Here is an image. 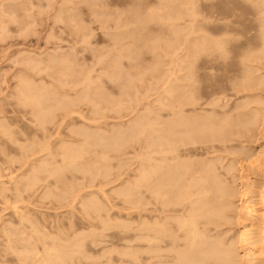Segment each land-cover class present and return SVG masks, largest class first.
I'll use <instances>...</instances> for the list:
<instances>
[{
	"label": "rangeland",
	"instance_id": "obj_1",
	"mask_svg": "<svg viewBox=\"0 0 264 264\" xmlns=\"http://www.w3.org/2000/svg\"><path fill=\"white\" fill-rule=\"evenodd\" d=\"M86 1L85 0H0V186H2V187H0V264H36V262L38 264H51V263L52 264H66V263L67 264H71V263L72 264H89V263H91V264H106L107 262H108L107 264H126L125 261H127V264L128 263L129 264H134V263L137 264L139 261H140L139 262L140 264H143V261L145 260V259H143L144 258L143 255L146 256V253L143 250V249H146L143 246L144 241L140 240L138 237L135 236L137 228L140 224V220H142V218H139V216H137V214H138V211L143 207V203H144V202L140 203V200H142V192H144L143 191L144 187H142L143 186L142 185L143 184L142 183L143 176H140V175H142V172H140V171H143V167H144L143 164H146V161L143 160V159H145V157H142V156H145V155H143L145 150L143 152L141 151L144 149V147H143V144H144V135L143 134L144 133L142 132V131H144V129L142 130V126H144V125L141 126L139 124L140 126H137V127L135 125L136 129L133 127L134 128V129L132 128L133 131H131L132 129L130 130L129 128H130L131 124H133L134 120L138 119V116L142 115L143 112L144 113L146 112V114H147L150 111V114H148V116L151 115V113H152V116H150L148 118H151V117L154 118L155 117V119H152V118L150 119V123H151V127H152L151 131H153L154 133L156 132V135H157V131L155 129H158V125L156 122H159L160 119L163 118L162 115L164 113L166 114V113L171 111V107L173 106L172 105L173 103H171V100L172 99L174 100L176 97L175 95H177L179 92L177 90L178 83H183V81L180 80L181 75H183V74L185 75L188 72L187 67L189 65V62L187 63V61H189V58L186 56L187 53L184 52L185 55L183 53V51H184L183 48H185V47H186L185 51L187 52V50H186L187 46L185 44H186V42H188L187 39H189L188 37L190 36L189 32H188V30H189L188 24H190L189 23V20H190L189 17L190 16H189L188 12H186L188 10L186 7L187 3H185V1H187V0H100V1L98 0L99 2L94 1V0H92V1L89 0L90 2L88 0H86ZM220 1L215 0V8L213 7L214 10L217 9V10L221 11L220 8H222L223 10L221 12L223 13L224 11L226 12V10H227L226 8L228 6H230L228 9L230 11H232V13L230 14V17H227L229 20L227 18H225L224 21H226V20L231 21L230 18L232 20L236 21L237 18L238 19L241 18L239 21L237 20L239 22V24H238V22L235 23L237 26L239 25L237 27V28H239V30L242 29V30L246 31L248 29V31H249L250 28L252 30H256L255 27L257 28V24H258V26H260V24L257 22L258 18H260L258 20L260 23H264V22H262V21H264V14H260L261 11H262V13H264V10H261L262 8H264V5H262L260 0H254L255 2H250L252 0H250V1L246 0V3L245 2L243 3V0L241 2H240V0H232V2L230 0H222L223 2H220ZM247 1H249V3H254V4H252V5H254V8H252V5H250ZM258 1H259V3H261L259 6H262L261 9H260V7L257 8V9H260L259 13L256 12L257 6H255V3H257ZM100 2H103L106 4L102 5V3H100ZM88 3L90 5L96 4V6L93 5L94 9H92L90 7V5H87ZM98 3L102 5V6L100 5L101 11L100 12L95 11V13H93L94 10H96L95 8H97V10L100 8ZM221 3H226L227 5L225 4V6H224ZM259 3H257V4H259ZM219 4L222 5L223 7L218 8L217 6ZM188 5H189V3H188ZM73 6H75V7H73ZM249 6H250V9H249ZM102 7L106 8V9L108 8L107 9L108 11H105V9H103ZM69 8H71V9H69ZM74 8L76 10H74ZM131 8H132V11L130 10ZM6 9H8L9 11ZM91 9H92V12H91ZM179 9H180V11H179ZM182 9H184V10H182ZM252 9H254V10H252ZM137 10L139 11V13L137 12ZM181 10H182V12H181ZM229 10H227V11H229ZM129 11L133 14H131ZM178 11H179V14L181 12L180 15L178 14ZM230 11L226 12V13L228 14V13H230ZM255 12H256V14L258 13L257 17L255 15ZM96 13H99V16ZM151 13H153V15H151L152 18H151V16L149 17V14H151ZM235 13H236V15L239 14L238 17L236 15L235 16L237 18L235 16L231 17V15H233ZM252 13H254V14H252ZM13 14H14V16H13ZM72 14H74V15H72ZM176 14H177V17L176 16L174 17V15H176ZM223 14H225V13H223ZM138 15L139 16L141 15L142 17L141 16L139 17ZM155 15H157L158 17ZM217 15H219V14H215V16H217ZM95 16H98V17L96 18ZM163 16L165 17L164 19H162ZM172 16H173V18H172ZM228 16H229V14H228ZM9 17H12V18L9 19ZM66 17H67V19H66ZM72 17H74V18L72 19ZM123 17H126V19L128 20L129 23L134 19L132 21L133 23L128 24L127 20H125V18H123ZM134 17L135 18L139 17V19H138L139 21L137 19H135ZM59 18H61V20ZM63 18L65 19V21ZM117 18H118V20H117ZM120 18H122V19H120ZM148 18H150V19L148 20L149 22L147 23V20L145 21V19H148ZM216 18H218V16ZM102 19H104V20H102ZM119 19H120V21H119ZM71 20H73V21H71ZM136 20H137V22H136ZM123 21L125 22V25H124ZM17 22H19V23H17ZM73 22H74V26L72 24ZM139 22L141 24L143 23V25H141ZM215 22L217 23V20H215ZM134 23H136V24H134ZM67 24H70V25H67ZM235 24H233V25H235ZM76 25H78V27L80 25L82 30L80 29V27L76 28L75 27ZM236 25H235V27H236ZM173 26L176 27L177 29L173 28ZM252 26H255V27H252ZM72 27H74L73 30H72ZM118 27H119V29L120 28L121 29L119 30ZM258 28L260 29V27H258ZM251 29H250V31L253 32ZM76 30H78L77 33H75ZM121 31H123V32H121ZM132 31H134V32L136 31V33L138 32V34L136 35L134 32H133L134 35L131 34ZM172 31H175L176 33H173ZM178 32H180V33L182 32L181 35L177 34ZM109 33H110V35H109ZM118 33H119V36L116 37V35ZM114 34H115V36H114ZM125 34H128V35H125ZM110 36H112V37H110ZM185 37H186V42H185ZM113 39H115V42ZM116 39H117V42H116ZM133 39H135V40L132 41ZM134 42H135V45H134ZM148 43L150 44V46L153 43L151 46L152 47L151 49H150V46H148L149 45ZM146 44H147V46H145ZM127 45L129 46V48ZM131 45L134 46V48ZM126 46H127V49L132 53L131 54L132 57L130 56V54H126L128 52L126 49ZM119 48H120V50H119ZM134 49H137V50H134ZM118 50L120 51V53L118 52ZM132 50L135 51V54H137L138 56H135V54L132 52ZM121 51H123L124 54H122L123 52L121 53ZM136 51L138 53H136ZM139 51H141V52H139ZM125 54L127 56H130V57L129 58L125 57L126 56ZM117 55L120 56L119 57L120 59L117 58L115 60L116 61L120 60V63H119V61H118V63L115 60L112 61L113 56H114V58H116V57H118ZM134 56H135V58H133ZM183 56H185V57H183ZM64 57H66L67 59L69 58V60H67ZM54 58H57V59H54ZM59 58H61L65 64ZM101 58H103V59H101ZM131 58H133V59H131ZM179 58H180V60H179ZM28 59L31 61H29ZM48 59H49V61H48ZM65 59L67 61H65ZM71 59L74 60V62ZM99 59H101L100 62L98 61ZM32 60H33V62H32ZM34 60H36V61H34ZM37 60L38 61L40 60V61L37 62ZM41 60L42 61L46 60V61L42 62ZM50 60H54L55 62L57 60V62L55 63L54 61H50ZM59 60H61V61L59 62ZM70 60L72 61V63L70 62ZM260 60L264 61L262 59H260ZM27 61L31 62L32 65H30L29 62H27ZM48 62L49 63L51 62L52 64H49ZM57 63H60L59 64L60 66L57 65ZM68 63H70V64H68ZM53 64H55V66ZM110 64H112L111 66H114V67L116 65L117 66L115 68L110 67L109 66ZM262 64H264V63H262ZM70 65H71V67H70ZM74 65H75V69H74ZM61 66H63V67H61ZM65 66H68V68ZM72 66H73V68H72ZM183 66L186 67V72L183 69L184 68ZM43 67L45 68L44 70H43ZM55 67L56 68L58 67V69H60V70L58 71V69H56ZM69 67L71 69H69ZM33 68L35 70H32ZM36 68H38L37 72H36ZM116 69L119 71V73H122V74L118 73L117 75H114V76H116V78H113V76H112L113 74L111 72H112V70L114 71ZM181 69H183L184 71ZM262 69H264V68H262ZM39 70H40V72H38ZM74 70H75V72H74ZM117 70L114 72L115 74L117 73ZM54 71H58V72H54ZM259 71H260V73H258ZM181 72H183V73H181ZM258 72H257V74H261V73L264 74V70L260 69V70H258ZM57 73H59V74H57ZM61 73H62V75H61ZM65 73L68 76H70V75L71 76L68 78V76L65 75ZM86 73H88V74H86ZM108 74H110V76H108ZM177 74H180L179 75L180 82H178L177 81L178 79H176ZM63 75H65L64 78H63ZM86 75L90 76L91 79L88 78V76H87V78H85ZM60 76H61V78H60ZM66 76H67V78H66ZM22 77L24 79L20 80V79H22ZM25 79L27 82H25ZM72 79L75 81V85H73L74 83H72V82H74V81H72ZM84 79L88 80V82L86 83ZM69 80H71V82ZM83 80H84L85 84L83 83ZM21 81L23 82L22 84H21ZM89 81H91V82H89ZM220 81L218 79L217 83L219 85L223 86L222 84H224V81L221 82L222 84H220ZM176 82H178L177 85H176ZM27 83H29L30 85ZM33 83H35V84L37 83V85H35ZM71 83H72V85H71ZM17 84L22 85V86H24L23 84H25V86H26V87L24 86L25 90H26L25 93L27 95H30L31 92L34 91V89L32 90V88H35V90L37 89L39 91V94L41 93L42 95H40L39 97H36L38 95H35L34 93H37V91L36 92L34 91V93H32V95H30L32 98L33 97L34 98L32 99L29 96L31 98V100H33V102L31 101V102H29V104L25 103V105L27 104L28 106L27 105L24 106V104L20 105V104H22L21 100H17L16 98L18 95H20L19 90H21V89H18L19 86ZM88 84L90 85V88L87 87ZM127 84H129V86ZM31 85H34V86H31ZM84 85H86V86H84ZM22 86H20V88H22ZM35 86L38 87L39 89L36 88ZM39 86H41V87H39ZM56 86L58 87L59 91H58V89H56L57 88ZM93 86H95L96 88L93 89L94 88ZM42 87L45 90H41V92H40V88H42ZM86 87L89 89H87ZM123 87H125V88H123ZM29 88H31V89H29ZM82 88H84V91H86V89H87L86 93L88 95L90 94V92H91V94L95 92L96 94L94 93L92 95H95L94 97H96V98H94L92 95H89V97L91 96L92 101L90 100V98L88 101L86 98L87 94L85 93V95H84ZM16 89H18V91ZM47 89H48V91H51L50 93H52V94H49V97H47V95L49 93L47 91ZM120 89L122 91L126 89L128 93L126 92V95H125L124 94L125 91H123V93H122V91ZM30 90H32V91H30ZM80 90H81V93H80ZM92 90H94V92ZM54 91L59 93V94L55 93ZM98 91L101 92L102 96L100 95V93H98ZM56 94H57V97H55ZM63 94H64V96H63ZM76 94H77V96L78 95L80 97L82 96L81 98L85 97L84 100L81 99V101H80V99H76L77 98ZM103 94H109V95H103ZM229 94H231V95L228 96V98L229 99L233 98V99H231V101L235 100V102H236L239 100L242 101L243 99L245 100V98H241L242 100L240 98H238L236 100V97L232 96L233 94L231 92ZM256 94H253L254 96H252V97L253 98L256 97L255 98L256 100H258L257 97L260 98L259 100H262L260 93H258V95H260V96H258ZM15 95H17V96H15ZM58 95H59V98L65 99V101L67 98L68 99L71 98L69 100H74V96H75V103L73 101H71L75 105H73L72 103H71L72 104L71 105L70 101H67L68 103L67 102L62 103V100L58 98ZM61 96H63V97H61ZM66 96H68V97L66 98ZM79 96H78V98H80ZM100 96H101V98H100ZM35 97H36V100H35ZM50 97L54 99V102L55 101L56 102L54 103ZM102 97L103 98L107 97V99L104 98L105 99V101H104V99ZM93 98L95 100H97L98 102L97 101L95 102V100ZM18 99H19V97H18ZM160 99L163 102H160L161 101ZM246 99H247V97H246ZM44 100H45V103H43ZM77 100L79 101V103ZM19 101H20V103H19ZM35 101L36 102L39 101L40 103H38V105H37V103H34ZM169 101H170V104L168 103ZM51 102L54 103V105L53 104L51 105ZM159 102L161 104H159ZM32 103L35 106L34 111H32L33 107L31 108V106H33ZM57 103L59 105L60 104L63 105L64 103L66 105L70 104V106L67 107L64 104L66 108L64 106L62 107V105H60L61 107L59 106L60 107L59 108V107H56L58 105ZM148 103H150L151 105L148 106ZM94 104H96L95 105L96 108H95ZM163 105H165V106L163 107ZM36 106L37 107L41 106V108L45 109L46 118L43 116V118H45V120L42 119L45 122L42 121V123H41V120L38 119L39 116H37V114L36 115L34 114V113H37V112H35V110L37 109ZM51 106L54 107V109L51 108ZM99 106L102 108V110L97 109V108L100 109ZM146 106H148V108ZM150 106H151V108H150ZM157 107H159V109ZM160 107H163V108L160 109ZM167 107H169L170 109ZM38 108L40 109V107H38ZM152 108H154L156 110H154ZM165 108L167 109V112H166ZM149 109H151V110H149ZM164 109H165V111H164ZM69 110L70 111L72 110L71 112L75 111V112H77V114H75V112L70 113ZM153 110L156 112L158 111V112L156 113ZM159 110H163V111H160L162 114L159 112ZM66 111H67V113H66ZM68 112L70 114H68ZM98 112H99V114H98ZM64 113H65V116L67 118L64 116ZM33 114L35 117L37 116V118H35L33 116ZM78 114H79V116H78ZM138 114H140V115H138ZM81 115L82 116L84 115V116L81 117ZM156 115H158V117L159 118L161 117V118L160 119L157 118ZM64 117L66 118V120L62 119ZM85 118H87L88 120ZM38 120L40 121V124L39 123L38 124L39 125L43 124V125L39 126L37 124ZM61 120H63V122ZM35 121H37V122H35ZM91 121H93V122H91ZM98 121H100V122L98 123ZM127 122H129V123L131 122V124H129ZM1 124H4V127ZM114 126L116 127V129L114 128ZM57 127H59V128H57ZM75 127H78L79 129L75 128ZM83 128L85 129L86 133L83 130ZM122 128H123V131L121 130ZM124 128H127V129L125 130ZM89 129H91V130H89ZM128 129L130 132L128 131ZM80 130L82 132L83 131L84 132L82 133V132H80ZM117 130L119 131V133H121V131H122V134H124V136L121 134L123 138H121L120 134L118 135V133H116ZM136 130H139V131H136ZM58 131H59V133H58ZM5 132H7V133H5ZM128 132L130 134L129 136L127 135ZM131 132H132V135H131ZM137 132L139 134H137ZM74 133H76V135ZM99 133H100V136H99ZM105 133L108 136L107 138H106ZM154 133H153L152 137L156 136ZM103 134L105 135V137H103L104 136ZM115 134L118 137L114 138L113 136ZM126 136L128 138H126ZM97 137H99V138H97ZM86 138L87 139L89 138V140H90V141L88 140L89 142H92L95 140L94 142H96L98 148H97V146H94V145H91V146L88 145V149L87 148H85V149L80 148L79 151L76 150L77 153L75 151H73V153L68 151L70 146L73 148H76L77 145L79 146L82 144L81 142L84 141V143H85L86 140H84V139H86ZM111 138H112V140H110ZM256 138H254V140H251V138H250V139H248V141L247 140L236 141L235 143H237V144L234 147V148H236L235 149L236 151H234L233 155L234 156L238 155L237 156L238 158L235 156V159H233L234 160L233 161L232 156L229 155L230 158L226 157L227 159H224V161H227V162L223 161V163L226 166H228V167H229V165L231 167L233 166L232 168H234V169L232 170V172H233V174H235V177L233 179L234 182L235 181L237 182V179L239 180L238 182H240V181L241 182L243 181V183L246 182L243 184L244 185L243 187L247 191V193L245 195L246 197L244 196L245 200L247 199L246 200L247 202H245L246 203L245 205H247V210L244 209L243 210L244 212H243L241 209H239V207L237 205H239L238 202L240 200H239V197H237L238 195L236 194L234 196L235 199H232V201L234 202L236 200L235 202L237 204L234 202L236 204L235 205L232 202L231 209L233 211L230 210V214L228 213V215L226 216L225 220L227 223H226V226H223V227L226 230V235H227L226 238L229 237L227 240L228 241L227 243L230 242L229 244L233 247L234 252L236 254V260L238 259V261L241 262V260L244 258L246 262H250V260L252 258V259H254V260L256 259V260L255 261L252 260L250 264H252V263L264 264V254H262V255L260 254V253H264V251H262V249H264V246L261 245V244H264V239L260 238V236H262L261 235L262 234V232H261L262 228H264V224H262V222H261L262 219H264V217H262V216H264V205H262V204H264V203H262V201H264V200L261 199L262 198L261 197L262 196L261 190L264 189V155H262V154H264V150H262V149H264V135L258 136L257 139ZM96 139L98 141H96ZM102 139L104 140L103 143H102ZM107 139H108V141H107ZM128 139H132V140L127 141ZM142 140H143V142H141ZM64 141H66V142H64ZM105 141H107V142H105ZM115 141H117V142L115 143ZM242 141H243L242 144L245 147L241 144ZM100 142H101V146H100L101 148L98 145V143L100 144ZM118 142L120 145H118ZM122 142H123V144H122ZM238 143H239V145H238ZM93 144H95V143H93ZM102 144H104V145L102 146ZM114 145L115 146L118 145V146L115 147ZM27 146H28V149H27ZM67 146H68V149L66 148ZM85 147H87V146H85ZM94 147L97 148L96 149L97 151L100 150L102 153H100V151H98L99 153H97V151L94 150L95 149ZM102 147H104L103 150H106L108 147V149H109V150L107 149L108 152L101 150ZM119 147L122 148V150H119L120 149ZM61 148H64V149L62 150ZM116 148L117 149L119 148L118 149L119 151ZM59 150H61V151H59ZM244 150H246V151H244ZM247 151H248V154H247ZM61 152H64V153L61 154ZM79 152H80V154L78 155ZM105 152L109 153V154H105ZM238 152H240V153H238ZM244 152H246L245 154H247L248 156H251V158H254L256 156L254 159H257V157H258L259 160L258 159L257 160H258V162H260V164H258V166L262 167V169L258 166L256 167L257 169L256 168L252 169L249 177L245 176L242 173V170L240 169V167L237 166L239 163L242 162V164H243L244 161H246V160H242L243 155L246 156L244 154ZM252 153H256V155L254 154V156H252L251 155ZM258 153H260V154H258ZM257 154H258V156H257ZM104 155H107V156L109 155V156L108 157L106 156L107 158H104L105 157ZM79 157H81V158H79ZM99 157H100V159H99ZM140 157H142V158H140ZM50 159L53 162L52 165H51L52 162L50 161ZM73 159H74V161H72V162H74V163H75V159H77V160L80 159L78 161L76 160L77 161L76 165L73 164L78 168L71 165V162L68 161V160L71 161ZM42 160L44 161V164H43ZM82 160H83V162H82ZM85 160H87V161H85ZM99 160L101 163L99 162ZM101 160H103V161H101ZM40 161H42V162H40ZM79 161H81V162H79ZM88 161H90L92 164ZM236 161H237V165H236ZM96 162H97V164H96ZM143 162H145V163H143ZM66 163H68V164H66ZM82 163H85V164H82ZM38 164H40V165H38ZM80 164H82V167L79 166ZM89 164H91V165H89ZM106 164H107V166H106ZM234 165H236V166L234 167ZM45 166H47V167H45ZM84 166H86V168ZM88 166H90L91 168ZM100 166H103L104 168L100 167ZM239 166H241V165L239 164ZM95 167H97V168H95ZM34 168H36V169L38 168L39 170L35 171V173H34ZM57 168H60V170H63V171H60ZM77 169H79V170H77ZM238 169H239V171H235ZM259 169H260V171L255 172V170H259ZM55 170H57V171H55ZM74 170H76L78 172H76ZM105 170H107V172ZM92 171H95V174ZM136 171H138V172H136ZM46 172L47 173L49 172V175L51 174L50 175L51 177H48L49 175ZM57 172H59V173H57ZM61 172H62V174H61ZM255 173H256V175H255ZM29 174H31V177ZM35 174H36V176H35ZM91 174L93 176H91ZM96 174H97V176H96ZM237 175L238 176L240 175L239 178H237L238 177ZM26 176L27 177L29 176V177L27 178ZM242 177H244L243 180H242ZM69 178H70V180L71 179L72 180L70 181ZM30 179H31V181H30ZM35 179L37 180V182ZM57 180H58V182H57ZM134 180L138 181L139 184L137 182L132 183ZM261 180H262V182H261ZM72 181H73V183H72ZM125 181L128 183L125 184ZM21 182L22 183L24 182L23 186H22ZM70 182H71V186L69 184ZM129 182L131 184H134L133 186H135V185L139 186V189H138V187H135V188H137V190H135V188ZM234 182L231 183L232 185L229 183V185H231V186L234 185V189L236 190L237 186H235L236 182L235 183ZM248 183L251 185H249ZM65 184H67V185H65ZM252 184H254V185H252ZM125 185L126 186L128 185L127 187L130 186L129 188L132 187L130 190L131 193L130 192H129L130 194L128 193L129 198L126 197L125 194L123 195V193H120L121 192L120 190H122L121 188H123V189L127 188ZM254 186H256V187H254ZM5 187H7V188H5ZM101 187H102V190H101ZM64 188H66V189H64ZM117 189H119V190H117ZM65 190L68 194L65 192ZM68 190H71L73 192H71V191L68 192ZM98 190H100L99 193H98ZM138 190L140 191V193ZM55 191H57L58 193ZM132 191L136 192V193H133ZM47 192L50 193V195ZM53 192L55 195L53 194ZM262 193H264V191H262ZM46 194L48 196L45 197ZM71 194H74V195L72 196ZM59 195H61V196L59 197ZM101 195H103V196H101ZM137 195H139V196H137ZM96 198L100 203L97 200H95ZM104 198H105V200H104ZM122 198L124 199V201ZM125 198H128V199L126 200ZM138 198H140V199H138ZM252 198H254L255 200H252ZM91 199L95 200L94 201L95 203H91L93 201ZM129 199H132V203H131V200H129ZM256 199L259 203H256L257 202ZM125 200H126V202H125ZM251 200H252V202H251ZM104 201H106V202H104ZM254 201H256V202H254ZM87 202H88V204H87ZM135 203L138 204V206H139L138 208L135 207V206H137V204H135ZM254 203H256V205H254ZM93 204L94 205L96 204V205L93 206ZM140 204H141V206H140ZM98 205H101V207H99ZM249 205L251 206V208H254V210H256V211L252 210ZM131 206H132V208H135V209H132ZM82 207H84V209L86 207L87 209L84 210ZM95 207H98V210H100V211H98ZM128 208H131L132 210H130ZM106 209H107V211H106ZM234 209H235V211H234ZM248 209L250 212L254 211V213H251L252 216H254V217H252L250 214H248V213H250L248 211ZM135 210L137 212H135ZM241 211L244 214H242ZM245 211H247L248 213H246ZM97 212H98V214H97ZM126 212L127 213L129 212V214H127ZM134 212H135V214H134ZM239 212H241V213H239ZM130 213L133 216L132 215L130 216ZM237 213L239 215L241 214L240 218H238L239 215H237ZM242 215H244L245 217H248V218H245ZM248 215H250V216H248ZM20 217L23 220L22 219L20 220ZM130 217L131 218L134 217V218L131 219ZM261 217H262V219H261ZM25 218L28 221H26ZM98 219L100 220V224H97V223H99ZM102 219L104 220V222L107 225L108 224L109 225L108 226L105 225V223L103 222ZM115 219H117L118 221L117 220L115 221ZM131 220H133L134 222ZM237 220H238V222H237ZM111 221H112V223H111ZM89 222H92V223H89ZM119 222L123 223V225L121 223L119 224ZM128 223H130V224H128ZM231 223H233V224H231ZM88 224L91 226H89ZM115 224H117L119 226V228H118V226H115ZM134 224H135V227H133ZM250 224L252 226L250 229H248L250 227ZM31 225L33 227H31L29 229L28 227H30ZM34 225H37V226H34ZM92 225H94V226H92ZM99 225H101V226H99ZM128 225H129V227L126 228ZM9 226H11V227H9ZM79 226H81V227H79ZM97 226H98V229H96ZM102 226L104 228H102ZM114 227L116 228V230ZM121 227H122V231H121ZM225 227H227V228L229 227L228 228L229 230H227V228H225ZM22 228H24V229H22ZM99 228H100V230H102L101 232H99L100 231ZM124 229H126V230H124ZM131 229H132V231H131ZM232 229H233V231H232ZM242 229H243L244 233L247 231L245 234H248V235H246V237L244 236L246 238V239L244 238V240H246V241L247 240L250 241V239L252 240V237L256 238V236H257L258 241L256 240L257 242H256L255 246L251 245L249 243V241H247V242L245 241L246 243H244L243 239L241 242H239L240 246L238 245V240L236 237L238 234L237 231L242 230ZM95 230H96V232H95ZM103 230H105V231H103ZM113 230H115V231H113ZM127 230L128 231L130 230L132 233H130V231L125 233V231H127ZM37 231L39 232V234H36V233H38ZM116 231H119V232H116ZM26 232H29V233H26ZM92 232L95 234L94 236H93ZM115 232H116V234H115ZM122 232H124L127 236H128V234H130L129 236H132L131 234H133V236H132L133 239L131 237L130 238L131 240H129V239L123 240L122 237H124L126 235ZM228 232H230V233H228ZM236 232H237V234H235ZM254 232H255V234H254ZM34 233H35V235H34ZM80 233L82 234V238L80 237L81 236ZM122 234H124V236ZM249 234L251 236H249ZM33 235L36 236V239H35V237H32ZM121 235H122V237H121ZM24 236L25 237L27 236V237L25 238ZM45 237H46V239H45ZM83 237H85V238H83ZM40 238L41 239L43 238V239L41 240ZM61 238H63V239H61ZM105 238H107V239H105ZM134 238L136 240H134ZM18 239H20V240H18ZM28 239H29V241H28ZM75 239H77L76 240L77 242H75ZM112 239H113V241H112ZM67 240L68 241L72 240L74 242L71 243L72 242L71 241L70 242L71 244H69V242H67ZM132 240H133V242H132ZM31 241H33V242H31ZM259 241L261 242V244ZM99 242H101V243H99ZM130 242L132 243L131 245H129ZM135 242H137L139 244L137 245V243H135ZM231 242H232V244H231ZM27 243H29V244H27ZM84 243H87V244H85L83 246ZM109 243H111V244H109ZM126 243H128L127 245H129L130 248L126 245H123ZM140 243L142 244V246L140 245ZM240 243H244V244H240ZM9 244H11V245L9 246ZM16 244H18L19 246ZM42 244H43V246H42ZM55 244H57V245H55ZM72 244H74V245L71 247ZM14 245L18 246L19 249L17 247H15ZM89 245H90V248H89ZM133 245H135V247ZM250 245L254 246L255 248L250 247ZM24 246L27 248L24 249L25 248ZM64 246L67 248H65ZM69 247H70V249H68ZM79 247H80V249H79ZM9 248H11V249H9ZM48 248L49 249L53 248V250H48ZM60 248L62 249L61 251H60ZM113 248H114V250H113ZM31 249H32V251H31ZM54 249L57 250V252H55ZM65 249H66V252H65ZM77 249H78V251H77ZM104 249L106 251H104ZM132 249H133V251H132ZM137 249L139 250V252H137ZM252 249H254L255 251H252ZM37 250H39V252H37ZM80 250L81 251L83 250L84 253L81 252ZM110 250H112V252ZM140 250H142L143 252ZM241 250H243V251L246 250L247 252H243ZM79 251H80V253H78ZM23 252H24L25 256H23ZM47 252H48V254L50 252L51 253L55 252L56 254L58 253V255H61V253L63 252L62 255L66 258H64L61 255V257L64 259L61 263H59L57 261L48 260V259L46 260V253ZM76 252L79 255H77ZM132 252L135 253L136 255L133 254L134 255L133 256ZM249 252H250V254H249ZM29 253L30 254L32 253V256L29 255ZM81 253L85 259L81 256ZM107 253H108V255H107ZM121 253H123V254H121ZM124 253H126V255H124ZM143 253H145V254H143ZM246 253H248V254H246ZM83 254H85V255H83ZM101 254H103V255H101ZM104 254H105V256H104ZM113 254H115V255H113ZM130 254H131V256H130ZM140 254H142L141 255V260L143 259L142 261L139 260ZM256 254H258V255L256 256ZM21 255H22V257H20ZM35 255H37V257ZM86 255H88V256H86ZM120 255H121V257H120ZM237 255H239V257ZM242 255H244V256H242ZM245 255H246V257H245ZM252 255H255L256 258L252 257ZM33 256H35V257H33ZM39 256H40V258H39ZM68 256H70V258ZM72 256H73V258H72ZM77 256L81 257L82 260ZM102 256L105 259L102 258ZM240 256H242V257H240ZM247 256L248 257L250 256L248 260H247V258H248ZM108 257H110V258H108ZM126 257L128 260L125 259ZM137 257H139V259ZM101 258L104 260H102ZM65 259H66V261H65ZM112 259H114V260H112ZM116 259H118V260L116 261ZM120 259H121V261H120ZM133 259H135L137 261V263ZM42 260H43V262H42ZM95 260H96V262H95ZM110 260H111V262H110ZM152 260L154 261V259H152ZM238 261H237V263L239 264ZM97 262H99V263H97ZM144 264H146L145 261H144Z\"/></svg>",
	"mask_w": 264,
	"mask_h": 264
},
{
	"label": "bare ground",
	"instance_id": "obj_2",
	"mask_svg": "<svg viewBox=\"0 0 264 264\" xmlns=\"http://www.w3.org/2000/svg\"><path fill=\"white\" fill-rule=\"evenodd\" d=\"M86 1V0H85ZM89 1V0H88ZM92 1V0H91ZM94 1H98V0H94ZM100 1V0H99ZM98 1V2H99ZM188 1V2H187ZM185 1L186 4V7H187V10L186 12H188L189 14V23L188 24V32H189V39H187L188 42H186V37H185V42H186V46H187V52L185 51V48H183V53H187V57L189 58V61H187V63L189 62V65H188V72L187 74H183L181 75V79L179 78V75L180 74H177L176 76V79H178L177 81L180 82L183 81V83H178L176 82V85L178 83V87H177V90L179 91L177 95H175V99L171 100V103H173L171 106V111L168 112V113H164L162 116L163 118H159L158 115L157 118L160 119L159 122H156L157 125H158V129H155L157 131V135H156V132L154 133L153 131H151V123H150V119H155V117H151V118H148L150 116H152V113L151 115L148 116V114H150V111L149 113L146 114V112L142 113V115L138 116V119L134 120L133 124H131V122H127L129 124H131L130 126V130L134 127L135 128V125L136 127L137 126H142V130L144 129V131H142L143 135H144V144H143V147L144 149L141 150L142 152L145 150L144 154L145 156H142V157H145V160L146 161V164H143V171H140L142 172V175L140 176H143V181H142V187H144V192H142V200H140V203L141 202H144L143 203V207L138 211V214L137 216H139V218H142V220H140V224L137 228V231L135 233V236L138 237L140 240L144 241V247L146 249H143L144 252L146 253V256H144L143 259H145V263L146 264H238L237 261L238 259L236 260V254L234 252V249L233 247L227 243L228 241V238H226V230L224 229L223 226H226V216L228 215V213L230 214V210L231 209V206H232V199H235L234 196L237 194L239 197V205H237L239 207V209H241L242 211L245 209L247 210V205H245L247 202L244 198V196L246 195L247 191L246 189L243 187L244 182L243 181L241 182H238L239 180L237 178H239V176L236 178L237 179V182H236V185L237 186V189L235 190L234 189V185L231 186L234 182V177H235V174H233L232 170L234 168H232L230 165L229 167L226 166L223 161L224 159H227V158H230L229 155L232 156V160L235 159V156L237 157L238 155H233L234 151H236L234 148L236 146L237 143H235L236 141H241V140H247L251 138V140H254V138H258V136H261V135H264V74H257L258 70H264L262 68H264V61H261L260 59L264 60V23H260L258 20L260 18H258L257 22L260 24V26H258L257 24V28L255 26H252V27H255L256 30H251L253 32L248 31V29L245 31V30H239V28H237L238 26L235 24L236 22H238L240 19H238V15L233 14L231 15V17L235 16L234 18L236 19L235 20H232L230 18L231 21H224L225 18L227 17H230V14L232 13V11H230L228 8L230 6H228L226 9L230 11L229 16L226 12H229L226 10V12L224 11L223 14L221 11L223 10L222 8L220 7H223L222 5L225 6L226 3H221L222 5H216L218 8L221 9V11L219 10H214L215 8V0H187ZM220 1V0H219ZM232 2V0H230ZM242 0H240L241 2ZM250 1V0H249ZM249 1H247L249 3ZM78 2V1H77ZM84 2V1H83ZM87 2V1H86ZM90 2V1H89ZM220 2H223L222 0ZM229 2V1H228ZM227 2V3H228ZM239 2V1H238ZM246 3V0L244 1L243 0V3ZM250 2H255L254 0L250 1ZM260 2L262 3V5H264V0H260ZM76 3V2H75ZM94 3V2H93ZM97 3V2H96ZM103 4H106V3H103V2H100ZM184 3V2H183ZM189 3V5H188ZM259 3V1L257 2ZM255 3V6L256 7V12L259 13V10L262 8V6H259L261 3L257 4ZM78 4V3H77ZM99 4V3H98ZM229 4V3H228ZM250 5L254 4V3H249ZM14 5V4H13ZM76 5V4H75ZM86 5V4H85ZM87 5H90L89 3ZM96 6V4H93ZM93 5L91 4L90 7L92 9H94ZM101 4H99L100 6ZM101 5V6H102ZM188 5V6H187ZM227 5V4H226ZM246 5V4H245ZM16 6V5H15ZM78 6V5H77ZM98 6V7H99ZM101 6L100 8L97 10V8H95L96 10H94L93 13H95V11L97 12H100L101 11ZM75 7V6H73ZM108 7V6H107ZM214 7V8H213ZM260 9H257L259 8ZM12 8V7H11ZM62 8V7H61ZM103 8V7H102ZM252 8H254V5H252ZM13 9V8H12ZM16 9V8H15ZM67 9V8H66ZM71 9V8H69ZM68 9V10H69ZM73 9V8H72ZM92 9H91V12H92ZM105 9V11H108L106 8H103ZM249 9H250V6H249ZM8 10V9H6ZM14 10V9H13ZM74 10H76L74 8ZM132 11V8L130 9ZM135 10V9H134ZM184 10V9H182ZM181 10V12H182ZM254 10V9H252ZM261 10H264V8H262ZM9 11V10H8ZM72 11V10H71ZM180 11V9H179ZM179 11H178V14H179ZM67 12V11H66ZM130 12V11H129ZM137 12L139 13V11L137 10ZM180 12V14H181ZM234 12V11H233ZM250 12V11H249ZM255 12V15L257 17V14ZM105 13V12H104ZM131 13V12H130ZM185 13V12H184ZM183 13V14H184ZM75 14V13H74ZM72 14V15H74ZM98 16H99V13H96ZM101 14V13H100ZM133 14V13H131ZM130 14V15H131ZM179 14V15H180ZM186 14V13H185ZM215 14H219L217 15L218 18H216L217 16H215ZM227 14V15H226ZM254 14V13H252ZM260 14H264L261 13ZM57 15V14H56ZM71 15V16H72ZM76 15V14H75ZM78 15V14H77ZM102 15V14H101ZM128 15V14H127ZM153 15V13L149 14V17ZM14 16V14H13ZM65 16V15H64ZM98 16H95L96 18ZM125 16V15H124ZM139 16V15H138ZM141 16V15H140ZM139 16V17H140ZM157 16V15H155ZM177 17V14L174 15V17ZM259 16V15H258ZM261 16V15H260ZM60 17V16H59ZM75 17V16H74ZM72 17V19L74 18ZM117 17V16H116ZM115 17V18H116ZM138 18H135V19H139ZM142 17V16H141ZM158 17V16H157ZM201 17V18H200ZM12 17H9V19H11ZM22 18V17H21ZM57 18V17H56ZM62 18V17H61ZM61 18H59L61 20ZM65 18V17H64ZM63 18V19H64ZM70 18V17H69ZM102 18V17H101ZM100 18V19H101ZM126 19V17H123ZM132 18V17H131ZM145 18V17H144ZM152 18V16H151ZM165 17L163 16L162 19H164ZM168 18V17H167ZM173 18V16H172ZM14 19V18H13ZM12 19V20H13ZM67 19V17H66ZM77 19V18H76ZM122 19V18H120ZM119 19V21H120ZM129 19V18H128ZM133 19V18H132ZM142 19V18H141ZM150 18L148 19H145V21L147 20V23L149 22ZM169 19V18H168ZM228 19V18H227ZM11 20V21H12ZM22 20V19H21ZM20 20V21H21ZM58 20V19H57ZM104 20V19H102ZM118 20V18H117ZM134 20V19H133ZM132 20V21H133ZM136 20V22H137ZM152 20V19H151ZM150 20V21H151ZM166 20V19H165ZM215 20H217V23L215 22ZM220 20V21H219ZM229 20V19H228ZM238 20V21H237ZM262 20V19H261ZM260 20V21H261ZM65 21V19H64ZM73 21V20H71ZM131 21V20H130ZM128 22V24H132L133 22ZM139 21V20H138ZM219 21V22H218ZM242 21V20H241ZM70 22V21H69ZM77 22V21H76ZM105 22V21H104ZM124 22V21H123ZM144 22V21H143ZM172 22V21H171ZM264 22V21H262ZM19 23V22H17ZM118 23V22H117ZM140 23V22H139ZM138 23V24H139ZM146 23V22H145ZM73 26H74V22L72 23ZM71 24V25H72ZM120 24V23H119ZM136 24V23H134ZM133 24V25H134ZM141 24V23H140ZM174 24V23H173ZM235 24V25H233ZM239 24V22H238ZM67 25H70V24H67ZM124 25H125V22H124ZM123 25V26H124ZM132 25V26H133ZM143 25V23L141 24ZM255 25V24H254ZM121 26V25H120ZM119 26V27H120ZM127 26V25H126ZM190 26V27H189ZM76 28H79L78 25L75 26ZM117 27V26H116ZM118 27V29H119ZM135 27V26H134ZM139 27V26H138ZM260 27V29L258 28ZM136 28V27H135ZM140 28V27H139ZM173 28L177 29L176 27L173 26ZM172 28V29H173ZM74 29V27H72V30ZM81 29V27H80ZM121 29V28H120ZM119 29V30H120ZM127 29V28H126ZM179 29V28H178ZM82 30V29H81ZM174 30V29H173ZM180 30V29H179ZM75 31V30H74ZM130 31V30H129ZM181 31V30H180ZM78 30H76L75 33H77ZM80 32V31H79ZM123 32V31H121ZM134 31L131 32V34H133ZM173 33H176L175 31H172ZM136 35L138 34V32L136 33V31L134 32ZM182 33V32H181ZM180 32H178L177 34L181 35ZM116 34V33H115ZM114 34V36H115ZM121 34V33H120ZM129 34V33H128ZM128 34H125V35H128ZM172 34V33H171ZM110 35V33H109ZM124 35V36H125ZM134 35V34H133ZM135 35V36H136ZM178 35V36H179ZM113 36V37H114ZM119 36V33L116 35V37ZM130 36V35H129ZM112 37V36H110ZM123 37V36H122ZM180 37V36H179ZM115 38V37H114ZM119 38V37H118ZM117 38V39H118ZM138 38V37H137ZM117 39H116V42H117ZM114 42H115V39H113ZM120 40V39H119ZM135 39H133L132 41H134ZM148 42V41H147ZM181 42V41H180ZM179 42V43H180ZM184 42V43H185ZM188 43V44H187ZM149 44V43H148ZM153 44V43H152ZM151 44V46H152ZM134 45H135V42H134ZM184 45V46H185ZM128 46V45H127ZM127 46H126V49H127ZM132 46V45H131ZM130 46V47H131ZM147 46V44L145 45ZM150 46V44L148 45ZM150 46V49L152 48ZM134 48V46H132ZM131 47V48H132ZM136 47V46H135ZM129 48V46H128ZM139 49V48H138ZM120 50V48H119ZM118 50V52L120 53V51ZM122 50V49H121ZM131 50V49H130ZM134 50H137V49H134ZM140 50V49H139ZM153 50V49H152ZM124 51V50H123ZM121 51V53L123 52ZM127 53L126 54H130L131 56V52L127 49ZM117 52V51H116ZM126 52V51H125ZM132 52L135 54V51L132 50ZM141 52V51H139ZM136 53H138L136 51ZM184 53V55H185ZM124 54V52L122 53ZM121 54V55H122ZM125 54V55H126ZM140 54V53H139ZM111 55V54H110ZM50 56V55H49ZM108 56V55H107ZM115 56V55H114ZM112 58V61L115 60V59H120L118 57L116 58ZM123 56V55H122ZM130 56H125V57H130ZM135 56H138L137 54H135ZM135 56L133 58H135ZM55 57V56H54ZM68 57V56H67ZM99 57V56H98ZM101 57V56H100ZM109 57V56H108ZM132 57V56H131ZM185 57V56H183ZM182 57V58H183ZM44 58V57H43ZM46 58V57H45ZM63 58V57H62ZM66 58V57H64ZM131 58V59H133ZM54 59H57V58H54ZM61 59V58H59ZM67 59V58H66ZM67 60H69V58ZM98 59V58H97ZM96 59V60H97ZM103 59V58H101ZM99 59L98 61L100 62ZM29 60V59H28ZM47 60V59H46ZM46 60L42 61V62H45ZM62 60V59H61ZM59 60V62L61 61ZM72 60V59H71ZM70 62L72 63V61L74 62V60H72ZM180 60V58H179ZM182 60V59H181ZM188 60V59H187ZM261 62H260V61ZM31 61V60H29ZM27 61V62H29ZM36 61V60H34ZM40 61V60H39ZM37 60V62H39ZM49 61V59H48ZM50 61H54V60H50ZM116 61V60H115ZM119 63H120V60H118ZM118 61H116L118 63ZM25 62V61H24ZM26 62V63H27ZM33 62V60H32ZM55 62V61H54ZM57 62V60H56ZM55 62V63H56ZM63 62V60H62ZM76 62V61H75ZM98 62V63H99ZM36 63V62H35ZM49 63V62H48ZM47 63V64H48ZM64 63V62H63ZM62 63V64H63ZM30 65H32L31 62H29ZM49 64H52L51 62ZM60 63H57V65H59ZM65 64V63H64ZM70 64V63H68ZM114 64V63H113ZM55 66V64H53ZM67 65V64H66ZM112 64H110L109 66L110 67H114V66H111ZM115 65V64H114ZM60 66V65H59ZM58 66V67H59ZM117 66V65H116ZM115 66V67H116ZM58 67L56 69H58ZM63 67V66H61ZM68 68V66H65ZM71 67V65H70ZM69 67V69H71ZM114 67V68H115ZM182 67V66H181ZM185 72H186V67L183 66ZM60 68V67H59ZM66 68V69H67ZM73 68V66H72ZM119 68V67H118ZM180 68V67H179ZM45 68L43 67V70ZM74 69H75V65H74ZM181 69V70H183ZM32 70H35L34 68ZM38 68H36V72H37ZM41 70V69H40ZM40 70L38 72H40ZM47 70V69H46ZM60 69H58L59 71ZM63 70V69H62ZM68 70V69H67ZM66 70V71H67ZM117 70V69H116ZM116 70H112V76L113 78H116V76L114 75H117L119 73V71L117 70V73L115 74L114 72ZM123 70V69H122ZM183 70V71H184ZM48 71V70H47ZM50 71V70H49ZM53 71V70H52ZM58 71H54V72H58ZM72 71V70H71ZM121 71V70H120ZM180 71V70H179ZM73 72V71H72ZM71 72V73H72ZM75 72V70H74ZM184 72V73H185ZM53 73V72H52ZM125 73V72H124ZM183 73V72H181ZM260 73V71L258 72ZM59 74V73H57ZM64 74V73H63ZM73 74V73H72ZM79 74V73H78ZM88 74V73H86ZM119 74H122V73H119ZM55 75V74H54ZM62 75V73H61ZM65 75H67L65 73ZM63 75V78L64 76ZM68 76V75H67ZM66 76V78H67ZM71 76V75H70ZM68 76V78L70 77ZM88 75L85 76V78H87ZM108 76H110V74H108ZM120 76V75H119ZM183 76V77H182ZM55 77V76H54ZM26 78V77H25ZM61 78V76H60ZM62 78V79H63ZM88 78H90V76H88ZM24 78L22 77V79L20 80H23ZM27 79V78H26ZM25 79V82H27ZM30 79V78H29ZM28 79V80H29ZM91 79V78H90ZM111 79V78H110ZM180 79V80H179ZM220 81V84H222L221 82L224 81V84H222L223 86L219 85L217 83V81ZM85 80V79H84ZM84 80H83V83H84ZM113 80V79H112ZM118 80V79H117ZM62 81V80H61ZM67 81V80H66ZM71 82V80H69ZM72 81H74L72 79ZM78 81V80H77ZM24 82V83H25ZM31 82V81H30ZM29 82V83H30ZM68 82V81H67ZM85 82L87 83L88 80H85ZM91 82V81H89ZM23 82L21 81V84ZM27 83V84H29ZM69 83V82H68ZM74 83L73 85H75V81L72 82ZM71 83V85H72ZM26 84V85H27ZM32 84V83H31ZM35 84V83H33ZM85 84V83H84ZM92 84V83H91ZM130 84V83H129ZM129 84H127L129 86ZM18 86V89H21L19 90L20 91V95H15L17 96V100H21L22 104L20 105H23L26 106L27 104H29V102H33V100H31V96L32 93H34V91L37 93H34L35 95H38L36 97H39L40 95H42L41 93L39 94V91L35 88H32V90L34 89V91L31 92L30 95H27L25 93V84H23L24 86L22 85H19L17 84ZM30 85V84H29ZM37 85V83L35 84ZM126 85V86H127ZM20 86H22V88H20ZM28 86V85H27ZM31 86H34V85H31ZM86 86V85H84ZM92 86V85H91ZM175 86V85H174ZM36 87V86H35ZM41 87V86H39ZM44 87V86H43ZM40 88V92L41 90H45L44 88ZM53 87V86H52ZM57 87V86H56ZM87 87L90 88V85L88 84ZM86 87V88H87ZM95 89L96 87L93 86ZM28 88V87H27ZM26 88V89H27ZM29 88V89H31ZM38 88V87H36ZM50 88V87H49ZM85 88V89H86ZM87 88V89H89ZM122 88V87H121ZM125 88V87H123ZM174 88V87H173ZM18 89H16L18 91ZM39 89V88H38ZM52 89V88H51ZM55 89V88H54ZM53 89V90H54ZM58 89V87L56 88ZM86 89V91H87ZM92 89V88H91ZM50 90V89H49ZM121 90V89H120ZM173 90V89H172ZM29 91V92H30ZM48 91V89H47ZM46 91V92H47ZM59 91V89H58ZM82 91L85 95L86 91H84V88H82ZM94 92V90H92ZM122 91V90H121ZM125 91V95H126V92L127 90H123ZM122 91V93H123ZM44 92V91H43ZM48 95L47 97H49V94H52L50 93L51 91H48ZM55 92V91H54ZM90 92V91H89ZM231 92L233 95L232 96H235L236 97V100L238 98H245V100L241 99L242 101H236L233 100L231 101V99L233 98H228V96H230L231 94L229 93ZM57 93V92H55ZM61 93V92H60ZM80 93H81V90H80ZM79 93V94H80ZM95 93V92H94ZM92 93V94H94ZM98 93H100V95L102 96L101 92L98 91ZM97 93V94H98ZM128 93V92H127ZM257 93V94H256ZM258 93H260L261 97H262V100H259L260 98L257 97L258 100H256L255 98H253L252 96H254L253 94H256L258 95ZM47 94V93H46ZM59 94V93H57ZM57 94L55 97H57ZM87 94V93H86ZM91 92L89 95H92ZM96 94V93H95ZM62 95V94H61ZM81 95V94H80ZM83 95V94H82ZM89 95L87 94L86 98L87 100L89 101V98L90 100L92 101V98L91 96L89 97ZM103 95H109V94H103ZM255 95V96H256ZM258 95V96H260ZM31 98H30V97ZM51 96V95H50ZM64 96V94H63ZM61 96V97H63ZM77 96V94H76ZM79 96V95H78ZM77 98L76 99H81L84 100V98ZM93 97L95 95H92ZM100 96V98H101ZM128 96V95H127ZM170 96V95H169ZM231 96V97H232ZM19 97V99H18ZM36 97H35V100H36ZM52 97V96H51ZM50 97V98H51ZM68 96H66L67 98ZM99 97V96H98ZM167 97V96H166ZM247 97V99H246ZM34 98V97H33ZM32 98V99H33ZM43 98V97H42ZM58 98H59V95H58ZM57 98V99H58ZM73 98V97H72ZM96 98V97H94ZM93 98V99H94ZM103 98V97H102ZM105 99H107V97H104ZM103 98V99H104ZM162 98V97H161ZM48 99V98H47ZM52 101L54 102V99L51 98ZM56 99V100H57ZM62 100V103L63 102H67V101H70V104L72 103L71 101H73L75 103V96H74V100H69L71 98H67L66 101L65 99H62V98H59ZM58 99V100H59ZM98 99V98H97ZM102 99V100H103ZM104 99V101H105ZM164 99V98H163ZM41 100V99H40ZM50 100V99H49ZM57 100V101H58ZM95 100V99H94ZM101 100V101H102ZM109 100V99H108ZM159 100V99H158ZM161 100V99H160ZM170 100V99H169ZM78 101V100H77ZM76 101V102H77ZM97 100H95L96 102ZM167 101V100H166ZM231 101V102H230ZM56 102V101H55ZM54 102V103H55ZM61 102V101H60ZM98 102V101H97ZM149 102V101H148ZM160 102H163L162 100ZM159 102V104H161ZM20 103V101H19ZM25 103H27L25 105ZM34 103H40L39 101L38 102H34ZM42 103V102H41ZM43 103H45V100L43 101ZM42 103V104H43ZM54 103L51 102V105ZM59 103V102H58ZM57 103V104H58ZM64 103V104H65ZM68 103V102H67ZM74 103H72L73 105H75ZM79 103V101H78ZM165 103V102H164ZM170 104V101L168 102ZM50 104V103H49ZM62 105V107L65 105ZM70 104L66 105L67 107L70 106ZM71 104V105H72ZM97 104V103H96ZM94 104V106L96 105ZM163 104V103H162ZM33 106H31V109L32 111H34V104L32 103ZM59 104L56 106V107H59L60 106ZM98 105V104H97ZM151 105L150 103H148V106ZM166 105V104H165ZM163 105V107L165 106ZM28 106V105H27ZM43 106V105H42ZM45 106V105H44ZM148 106H146L148 108ZM154 106V105H153ZM152 106V107H153ZM162 106V105H161ZM37 107V106H36ZM40 107V109L38 108ZM37 109L35 110V112L37 113H34L35 115L37 114L38 119L41 120V123L42 121L45 120L46 116H45V109L44 108H41V106H38ZM61 107V106H60ZM59 107V108H60ZM98 107V106H97ZM100 107V106H99ZM163 107H160L163 108ZM51 108L54 109V107L51 106ZM66 108V107H65ZM96 108V106H95ZM151 108V106H150ZM159 109V107H157ZM98 110H102V108L100 107L97 108ZM154 109V108H152ZM166 109V108H165ZM164 109V111H165ZM96 110V109H95ZM94 110V111H95ZM151 110V109H149ZM156 110V109H154ZM153 110V111H154ZM70 111V110H69ZM72 111V110H71ZM70 113H74L75 111L71 112ZM136 111V110H135ZM160 111H163V110H159ZM156 112V111H154ZM153 112V113H154ZM158 112V111H157ZM156 112V113H157ZM166 112H167V109H166ZM67 113V111H66ZM68 112V114H70ZM81 113V112H80ZM79 113V114H80ZM140 113V112H139ZM161 113V112H160ZM33 114V116H34ZM75 114H77V112H75ZM78 114V116H79ZM82 114V113H81ZM99 114V112H98ZM159 114V113H158ZM162 114V113H161ZM154 115V114H153ZM37 116L35 118H37ZM43 116L45 118H43ZM64 116H65V113H64ZM84 116V115H83ZM81 115V117H83ZM135 116V115H134ZM63 117V116H62ZM66 117V116H65ZM62 118V119H65L66 118ZM70 117V116H69ZM137 117V116H136ZM44 119V120H42ZM87 119V118H85ZM37 120V119H36ZM48 120V119H47ZM88 120V119H87ZM90 120V119H89ZM92 120V119H91ZM63 122V120H61ZM97 121V120H96ZM37 122V121H35ZM45 122V121H44ZM47 122V121H46ZM61 122V123H62ZM93 122V121H91ZM95 122V121H94ZM100 121H98L99 123ZM40 124V121L38 120L37 124ZM121 123V122H120ZM123 123V122H122ZM38 124V125H39ZM97 124V123H96ZM126 124V123H125ZM140 124V125H139ZM153 124V123H152ZM155 124V123H154ZM3 125L4 127V124H1ZM43 125V124H41ZM39 125V126H41ZM89 126V125H88ZM87 126V127H88ZM120 126V125H119ZM122 126V125H121ZM125 126V125H124ZM123 126V127H124ZM128 126V125H127ZM154 126V125H153ZM2 127V128H3ZM43 127V126H42ZM60 127V126H59ZM57 127V128H59ZM91 127V126H90ZM144 127V128H143ZM155 127V126H154ZM75 128H78V127H75ZM74 128V129H75ZM95 128V127H94ZM114 128L116 129V127L114 126ZM133 128V129H134ZM79 129V128H78ZM125 130L127 128H124ZM128 129V131H129ZM133 129L131 131H133ZM136 129V128H135ZM6 130V129H5ZM76 130V129H75ZM83 130L85 131V129L83 128ZM91 130V129H89ZM123 131V128L121 129ZM57 131V130H56ZM83 131V132H84ZM115 131V130H114ZM122 131L121 133H119V131L117 130L116 133H118V135L120 134L121 138L122 135L124 136V134H122ZM136 131H139V130H136ZM4 132V131H3ZM80 132H82L80 130ZM82 132V133H83ZM89 132V131H88ZM98 132V131H97ZM108 132V131H107ZM130 132V131H129ZM128 132V136L130 135ZM156 135L154 137H152L153 133ZM7 133V132H5ZM59 133V131H58ZM86 133V131H85ZM76 135V133H74ZM93 134V133H92ZM110 134V133H109ZM113 134V133H112ZM122 134V135H121ZM137 134H139L137 132ZM8 135V134H7ZM10 135V134H9ZM57 135V134H56ZM104 135V134H103ZM106 135V133H105ZM105 135L103 137H105ZM131 135H132V132H131ZM258 135V136H257ZM99 136H100V133H99ZM113 136V135H112ZM119 136V137H120ZM88 137V136H87ZM102 137V136H101ZM108 136L106 135V138ZM114 138L118 137L116 136V134L113 136ZM135 137V136H134ZM84 138V137H83ZM90 138V137H89ZM89 138L87 139H84L86 140L85 143L84 141L81 142L80 144L81 145H77L76 148H73L70 146V148L68 149V146L66 147L68 149V151L72 152L75 151L77 153L76 150H80V148H87L88 149V145H94V146H97L96 142L92 141V142H89ZM99 138V137H97ZM105 138V139H106ZM113 138V139H114ZM126 138H128L126 136ZM256 138V139H257ZM78 139V138H77ZM92 139V138H91ZM101 139V138H100ZM255 139V140H256ZM89 140V141H88ZM112 140V138L110 139ZM109 140V141H110ZM115 140V139H114ZM129 140H132V139H128L127 141ZM259 140V139H258ZM76 141V140H75ZM96 141H98L96 139ZM100 141V140H99ZM103 139H102V143H103ZM108 141V139H107ZM105 141V142H107ZM120 141V140H119ZM124 141V140H123ZM126 141V142H127ZM243 141L241 142V144L243 143ZM257 141V140H256ZM66 142V141H64ZM63 142V143H64ZM114 142V141H113ZM117 141H115L116 143ZM143 142V140L141 141ZM246 142V141H245ZM244 142V143H245ZM84 143V144H83ZM109 143V142H108ZM260 143V142H259ZM67 144V143H66ZM65 144V145H66ZM74 144V143H73ZM72 144V145H73ZM79 144V143H78ZM112 144V143H111ZM123 144V142H122ZM125 144V143H124ZM246 144V143H245ZM255 144V143H254ZM68 145V144H67ZM99 147L101 146V142L100 144L98 143ZM104 144H102L103 146ZM118 145L119 142H118ZM116 145V146H118ZM141 145V144H140ZM239 145V143H238ZM243 145V144H242ZM247 145V144H246ZM257 145V144H256ZM87 146V147H85ZM89 146V147H90ZM115 146V145H114ZM115 146V147H116ZM244 146V145H243ZM61 147V146H60ZM105 147V146H104ZM101 150H103V148ZM141 147V146H140ZM245 147V146H244ZM65 148V147H64ZM64 148H61L62 150ZM96 150L98 148L94 147ZM101 148V147H100ZM106 148V147H105ZM120 148V147H119ZM118 148V149H119ZM27 149H28V146H27ZM108 149V147H107ZM103 150V151H107L108 150ZM114 149V148H113ZM117 149V148H116ZM117 149V150H118ZM238 149V148H237ZM240 149V148H239ZM72 150V151H71ZM119 150H122V148H120ZM118 150V151H119ZM241 150V149H240ZM239 150V151H240ZM260 150V149H259ZM264 150V149H262ZM55 151V150H54ZM61 151V150H59ZM82 151V150H81ZM86 151V150H85ZM97 151V150H96ZM100 151V150H98ZM97 151V153H99ZM246 151V150H244ZM258 151V150H257ZM83 152V151H82ZM112 152V151H111ZM115 152V151H114ZM117 152V151H116ZM242 152V151H241ZM64 153V152H61V154ZM71 153V154H72ZM75 153V154H76ZM86 153V152H85ZM96 153V154H97ZM100 153H102L100 151ZM240 153V152H238ZM246 152H244L245 154ZM251 153V152H250ZM249 153V154H250ZM262 153V152H261ZM66 154V153H65ZM69 154V153H68ZM80 154V152L78 153V155ZM84 154V153H83ZM95 154V155H96ZM105 154H109V153H106ZM142 154V153H141ZM236 154V153H235ZM247 154H248V151H247ZM247 154H245L246 156L243 155V158L242 160H246L244 161V163L242 164L239 163L241 166H239V164L237 165V161H236V165L238 167H240V169L242 170V173L249 177L250 176V172L252 169H255L258 164H260V162H258V157L257 159H254V158H251V156H248ZM254 154L256 155V153H252L251 155L254 156ZM260 154V153H258ZM257 154V156H258ZM99 155V154H98ZM264 155V154H262ZM73 156V155H72ZM105 157L104 158H107L108 156L107 155H104ZM107 156V157H106ZM102 157V156H101ZM140 157V158H142ZM227 157V158H226ZM234 157V158H233ZM242 157V156H241ZM261 157V156H260ZM72 158V157H71ZM81 158V157H79ZM95 158V157H94ZM238 158V157H237ZM245 158V159H244ZM70 159V158H69ZM100 159V157H99ZM102 159V158H101ZM250 159V160H249ZM45 160V159H44ZM75 159V163L72 162L74 161L73 160H68L69 162H71V165L73 164H77V161L80 160L78 159ZM229 160V159H228ZM241 160V161H242ZM43 161V160H42ZM40 161V162H42ZM50 161L52 162V160L50 159ZM67 161V162H68ZM87 161V160H85ZM84 161V162H85ZM103 161V160H101ZM231 161V160H230ZM234 161V160H233ZM46 162V161H45ZM50 162V163H51ZM62 162V161H61ZM60 162V163H61ZM68 162V163H69ZM81 162V161H79ZM83 162V160H82ZM90 162V161H88ZM100 162V160H99ZM224 162H227V161H224ZM48 163V162H47ZM66 163V164H68ZM91 163V162H90ZM101 163V162H100ZM145 163V162H143ZM230 163V162H229ZM43 164H44V161H43ZM53 164V162L51 163V165ZM64 164V163H63ZM62 164V165H63ZM82 164H85V163H82ZM82 164H80L79 166L82 167ZM92 164V163H91ZM89 164V165H91ZM97 164V162H96ZM103 164V163H102ZM40 165V164H38ZM48 165V164H47ZM65 165V164H64ZM70 165V166H71ZM75 165H73L74 167H76ZM139 165V164H138ZM234 165V167L236 166ZM49 166V165H48ZM55 166V165H54ZM53 166V167H54ZM60 166V165H59ZM104 166V165H103ZM103 166H100V167H103ZM107 166V164H106ZM44 167V166H43ZM47 167V166H45ZM56 167V166H55ZM63 167V166H62ZM68 167V166H67ZM86 168V166H84ZM90 167V166H88ZM99 167V168H100ZM105 167V166H104ZM103 167V168H104ZM260 167V166H258ZM33 168V167H32ZM50 168V167H49ZM48 168V169H49ZM78 168V167H76ZM80 168V167H79ZM91 168V167H90ZM97 168V167H95ZM141 168V167H140ZM262 169V167H260ZM34 168V173L35 171H38L39 169L37 168ZM47 169V168H46ZM60 170V168H57ZM83 169V168H82ZM109 169V168H108ZM142 169V168H141ZM237 169V168H236ZM257 169V168H256ZM41 170V169H40ZM51 170V169H50ZM49 170V171H50ZM79 170V169H77ZM84 170V169H83ZM89 170V169H88ZM95 170V169H94ZM99 170V169H98ZM53 171V170H52ZM57 171V170H55ZM60 171H63V170H60ZM76 171V170H74ZM103 171V170H102ZM107 172V170H105ZM235 171H239L238 170H235ZM234 171V172H235ZM256 171H260L259 170H255ZM31 172V171H30ZM78 172V171H76ZM82 172V171H81ZM89 172V171H88ZM94 172L95 174V171H92ZM138 172V171H136ZM241 172V171H240ZM262 172V171H261ZM38 173V172H37ZM36 173V174H37ZM47 173V172H46ZM55 173V172H54ZM53 173V174H54ZM59 173V172H57ZM258 173V172H257ZM35 174V176H36ZM39 174V173H38ZM49 175V172L47 173ZM62 174V172H61ZM64 174V173H63ZM93 174V173H92ZM91 174V176H93ZM99 174V173H98ZM141 174V173H140ZM238 174V173H237ZM240 174V173H239ZM30 177H31V174H29ZM43 175V174H42ZM51 175V174H50ZM48 176V177H51V176ZM89 175V174H88ZM243 175V176H244ZM256 175V173H255ZM34 176V175H33ZM34 176V177H35ZM61 176V175H60ZM86 176V175H85ZM95 176V175H94ZM97 176V174H96ZM242 176V175H241ZM244 176V177H245ZM252 176V175H251ZM27 177V176H26ZM29 177V176H28ZM27 177V178H28ZM55 177V176H54ZM137 177V176H136ZM135 177V178H136ZM242 177V180L243 178ZM36 178V177H35ZM88 178V177H87ZM95 178V177H94ZM133 178V177H132ZM142 178V177H141ZM89 179V178H88ZM140 179V178H139ZM235 179V180H236ZM246 179V178H245ZM34 180V179H33ZM36 180V179H35ZM41 180V179H40ZM70 180V178H69ZM72 180V179H71ZM70 180V181H71ZM121 180V179H120ZM241 180V179H240ZM24 181V180H23ZM31 181V179H30ZM55 181V180H54ZM60 181V180H59ZM64 181V180H63ZM67 181V180H66ZM65 181V182H66ZM245 181V180H244ZM37 182V180H36ZM58 182V180H57ZM56 182V183H57ZM76 182V181H75ZM138 181H133L132 183H135ZM234 182V183H235ZM251 182V181H250ZM262 182V180H261ZM27 183V182H26ZM29 183V182H28ZM55 183V184H56ZM67 183V182H66ZM73 183V181H72ZM122 183V182H121ZM128 183L125 181V184ZM130 183V182H129ZM136 183V184H137ZM229 183L231 185H229ZM252 183V182H251ZM19 184V183H18ZM17 184V185H18ZM22 186L24 184V182L22 183ZM20 184V185H21ZM70 186H71V182L69 183ZM76 184V183H75ZM131 184V183H130ZM139 184V183H138ZM141 184V183H140ZM249 184V183H248ZM258 184V183H257ZM256 184V185H257ZM30 185V184H29ZM58 185V184H57ZM67 185V184H65ZM77 185V184H76ZM129 185V184H128ZM127 185V186H128ZM132 186L134 184H131ZM251 185V184H249ZM254 185V184H252ZM259 185V184H258ZM6 186V185H5ZM16 186V185H15ZM19 186V185H18ZM33 186V185H32ZM61 186V185H60ZM64 186V185H63ZM126 186V185H125ZM126 186V187H127ZM248 186V185H247ZM2 187V186H0ZM29 187V186H28ZM66 187V186H65ZM122 187V186H121ZM130 187V186H129ZM121 188L122 190H120L121 192L120 193H123V195L125 194L126 197L129 198L128 196V193L130 192L131 188ZM134 188L135 187H138L139 189V186H133ZM141 187V188H142ZM256 187V186H254ZM260 187V186H259ZM7 188V187H5ZM23 188V187H22ZM30 188V187H29ZM17 189V188H16ZM50 189V188H49ZM66 189V188H64ZM68 189V188H67ZM71 189V188H70ZM99 189V188H98ZM143 189V188H142ZM259 189V188H258ZM52 190V189H51ZM50 190V191H51ZM75 190V189H74ZM101 190H102V187H101ZM119 190V189H117ZM135 190H137V188H135ZM248 190V189H247ZM18 191V190H17ZM71 190H68V192H70ZM100 190H98V193H99ZM139 191V190H138ZM262 191H264V189L261 190V194H262V200H264V193H262ZM57 192V191H55ZM66 192V190H65ZM73 192V191H71ZM133 192V191H132ZM260 192V191H259ZM48 193V192H47ZM58 193V192H57ZM62 193V192H61ZM67 193V192H66ZM131 193V192H130ZM129 193V194H130ZM133 193H136V192H133ZM132 193V194H133ZM140 193V191H139ZM256 193V192H255ZM50 195V193H48ZM54 194V192H53ZM65 194V193H64ZM68 194V193H67ZM102 194V193H101ZM114 194V193H113ZM119 194V193H118ZM250 194V193H249ZM260 194V193H259ZM55 195V194H54ZM70 195V194H69ZM72 196L74 194H71ZM100 195V194H99ZM104 195V194H103ZM101 195V196H103ZM106 195V194H105ZM122 195V194H121ZM140 195V194H139ZM137 195V196H139ZM252 195V194H251ZM48 196L47 194L45 195V197ZM52 196V195H51ZM61 195H59L60 197ZM96 196V195H95ZM131 196V195H130ZM141 196V195H140ZM250 196V195H249ZM54 197V196H53ZM66 197V196H65ZM90 197V196H89ZM105 197V196H104ZM120 197V196H119ZM136 197V196H135ZM246 197V196H245ZM252 197V196H251ZM255 197V196H254ZM102 198V197H101ZM100 198V199H101ZM128 198H125L126 200ZM256 198V197H255ZM258 198V197H257ZM84 199V198H83ZM123 199V198H122ZM134 199V198H133ZM137 199V198H136ZM140 199V198H138ZM237 199V198H236ZM63 200V199H62ZM75 200V199H74ZM93 200V199H91ZM97 200V198L95 199ZM93 200L91 203H95ZM103 200V199H102ZM105 200V198H104ZM108 200V199H107ZM125 200V202H126ZM131 200V203H132V199H129ZM128 200V201H129ZM249 200V199H248ZM252 200H255L254 198H252ZM251 200V202H252ZM259 200V199H258ZM98 201V200H97ZM124 201V199H123ZM127 201V202H128ZM136 201V200H135ZM236 201V200H235ZM234 201V202H235ZM257 201V199H256ZM254 201V202H256ZM261 201V200H260ZM99 202V201H98ZM106 202V201H104ZM233 202V203H234ZM250 202V201H249ZM90 203V202H89ZM100 203V202H99ZM236 203V202H235ZM234 203V204H235ZM256 203H259L258 201ZM256 203H254V205H256ZM262 203H264V201H262ZM88 204V202H87ZM97 204V203H96ZM95 204V205H96ZM137 204V203H135ZM237 204V203H236ZM235 204V205H236ZM251 204V203H250ZM91 205V204H90ZM93 204V206H95ZM109 205V204H108ZM133 205V204H132ZM264 205V204H262ZM84 206V205H83ZM88 206V205H87ZM92 206V207H93ZM99 207H101V205H98ZM110 206V205H109ZM128 206V205H127ZM130 206V205H129ZM141 206V204H140ZM250 206V205H249ZM106 207V206H105ZM135 207H139L138 204L137 206ZM84 209V207H82ZM97 210H98V207H95ZM107 208V207H106ZM132 208V206H131ZM128 208L130 210L132 209H135V208ZM136 208V209H137ZM251 208V206H250ZM85 209H87L85 207ZM84 209V210H85ZM93 209V208H92ZM252 210H254V208H251ZM250 209V210H251ZM256 209V208H255ZM94 210V209H93ZM126 210V209H125ZM251 210V211H252ZM87 211V210H86ZM90 211V210H89ZM95 211V210H94ZM100 211V210H98ZM107 211V209H106ZM233 211V210H232ZM235 211V209H234ZM241 211V212H242ZM249 211V209H248ZM256 211V210H254ZM254 211L248 213L247 211H245L246 213L250 214L252 216L251 213H254ZM133 212V211H132ZM135 212H137L135 210ZM134 212V214H135ZM237 212V211H236ZM235 212V213H236ZM239 212V213H241ZM244 212V211H243ZM242 212V214H244ZM85 213V212H84ZM91 213V212H90ZM102 213V212H101ZM127 213V212H126ZM234 213V214H235ZM245 213V214H246ZM256 213V212H255ZM92 214V213H91ZM96 214V213H95ZM98 214V212H97ZM103 214V213H102ZM106 214V213H105ZM108 214V213H107ZM129 214V212L127 213ZM93 215V214H92ZM109 215V214H108ZM132 214L130 213V216ZM237 215H239L237 213ZM241 215V214H240ZM240 215L238 216V218H240ZM248 215V216H250ZM89 216V215H88ZM129 216V215H128ZM133 216V215H132ZM136 216V217H137ZM232 216V215H231ZM234 216V215H233ZM243 217H245L244 215H242ZM241 216V217H242ZM259 216V215H258ZM107 217V216H106ZM254 217V216H252ZM260 217V216H259ZM264 217V216H262ZM261 217V219H262ZM99 218V217H98ZM103 218V217H102ZM131 218V217H130ZM134 218V217H132ZM131 218V219H132ZM138 218V219H139ZM228 218V217H227ZM233 218V217H232ZM245 218H248V217H245ZM22 218L20 217V220ZM26 219V218H25ZM104 219V218H103ZM102 219V220H103ZM109 219V218H108ZM229 219V218H228ZM244 219V218H243ZM255 219V218H254ZM23 220V219H22ZM99 220V219H98ZM105 220V219H104ZM103 220V222H104ZM117 219H115L116 221ZM130 220V219H129ZM230 220V219H229ZM257 220V219H256ZM26 221H28L26 219ZM114 221V220H113ZM118 221V220H117ZM121 221V220H120ZM133 221V220H131ZM228 221V220H227ZM233 221V220H232ZM236 221V220H235ZM234 221V222H235ZM99 223L97 224H100V220L98 221ZM109 222V221H108ZM122 222V221H121ZM119 222V224L121 223ZM125 222V221H124ZM127 222V221H126ZM134 222V221H133ZM132 222V223H133ZM238 222V220H237ZM262 224H264V219H262ZM35 223V222H34ZM89 223H92V222H89ZM94 223V222H93ZM105 223V222H104ZM112 223V221H111ZM251 223V222H250ZM33 224V223H32ZM95 224V223H94ZM114 224V223H113ZM123 225V223H121ZM130 224V223H128ZM233 224V223H231ZM237 224V223H236ZM261 224V223H260ZM89 225V224H88ZM96 225V224H95ZM103 225V224H102ZM105 225H107L105 223ZM109 225V224H108ZM107 225V226H108ZM121 225V226H122ZM138 225V224H137ZM238 225V224H237ZM34 226H37V225H34ZM91 226V225H89ZM94 226V225H92ZM101 226V225H99ZM113 226V225H112ZM115 226H118L117 224H115ZM125 226V225H124ZM230 226V225H229ZM251 224H250V227L248 229L251 228ZM255 226V225H254ZM11 227V226H9ZM33 227L32 225L30 227H28L29 229ZM81 227V226H79ZM106 227V226H105ZM123 227V226H122ZM122 227H121V231H122ZM129 225L126 227L128 228ZM135 227V224L134 226ZM231 227V226H230ZM243 227V226H242ZM84 228V227H83ZM91 228V227H90ZM93 228V227H92ZM102 228H104L102 226ZM101 228V229H102ZM109 228V227H108ZM115 228V227H114ZM119 228V226H118ZM132 228V227H131ZM227 228V227H225ZM229 228V227H228ZM227 228V230H229ZM235 228V227H234ZM257 228V227H256ZM8 229V228H7ZM6 229V230H7ZM14 229V228H13ZM16 229V228H15ZM24 229V228H22ZM28 229V230H29ZM88 229V228H87ZM96 229H98V226L96 227ZM107 229V228H106ZM255 229V228H254ZM260 229V228H259ZM5 230V231H6ZM11 230V229H10ZM9 230V231H10ZM82 230V229H81ZM100 230V228H99ZM116 230V228H115ZM113 230V231H115ZM126 230V229H124ZM134 230V229H133ZM245 230V229H244ZM252 230V229H251ZM8 231V232H9ZM22 231V230H21ZM77 231V230H76ZM102 230H100L99 232H101ZM105 231V230H103ZM108 231V230H107ZM130 231V230H129ZM128 230L125 231V233L129 232ZM132 231V229H131ZM130 231V233H132ZM233 231V229H232ZM237 231V230H236ZM23 232V231H22ZM38 232V231H37ZM84 232V231H83ZM87 232V231H86ZM89 232V231H88ZM96 232V230H95ZM116 232H119V231H116ZM115 232V234H116ZM134 232V231H133ZM238 232V234H237ZM235 234H237V240H238V245H239V242L242 241V239L244 240V238L246 237V235L248 234H245L243 232V229L242 230H239L237 231ZM251 232V231H250ZM258 232V231H257ZM262 236H260L261 239H264V228H262ZM14 233V232H13ZM26 233H29V232H26ZM41 233V232H40ZM44 233V232H43ZM93 233V232H92ZM124 233V232H122ZM124 233V234H125ZM230 233V232H228ZM33 234V233H32ZM36 234H39L36 233ZM48 234V233H47ZM79 234V233H78ZM81 234V233H80ZM87 234V233H86ZM107 234V233H106ZM118 234V233H117ZM124 234H122L124 236ZM251 234V233H250ZM249 234V236H251ZM255 234V232H254ZM23 235V234H22ZM30 235V234H29ZM35 235V233H34ZM32 236V237H35L36 239V236ZM41 235V234H40ZM39 235V236H40ZM95 234L93 233V236ZM119 235V234H118ZM121 235V237H122ZM126 235V234H125ZM130 234H128V236H124L122 237L123 240L124 239H129L131 240L130 238L133 236V234H131L132 236H129ZM45 236V235H44ZM92 236V237H93ZM100 236V235H99ZM107 236V235H106ZM114 236V235H113ZM120 236V235H119ZM118 236V237H119ZM230 236V235H229ZM245 236V237H244ZM248 236V237H249ZM25 237V236H24ZM27 237V236H26ZM25 237V238H26ZM30 237V236H29ZM82 238V234L80 236ZM115 237V236H114ZM117 237V238H118ZM233 237V236H232ZM243 237V238H242ZM44 238V237H43ZM42 238V239H43ZM64 238V237H63ZM61 238V239H63ZM74 238V237H73ZM77 238V237H76ZM79 238V237H78ZM85 238V237H83ZM104 238V237H103ZM120 238V237H119ZM121 238V239H122ZM6 239V238H5ZM16 239V238H15ZM21 239V238H20ZM18 239V240H20ZM34 239V238H33ZM41 239V238H40ZM41 239V240H42ZM46 239V237H45ZM80 239V238H79ZM101 239V238H100ZM107 239V238H105ZM133 239V237H132ZM234 239V238H233ZM246 239V238H245ZM250 239V238H249ZM257 236L256 238L252 237V240L250 239L247 240L249 241V243L251 245H256V242L258 241L257 240ZM260 239V240H261ZM14 240V239H13ZM17 240V241H18ZM32 240V239H31ZM77 239H75V242ZM81 240V239H80ZM134 240H136L134 238ZM138 240V239H137ZM257 240V241H256ZM29 241V239H28ZM68 241L69 244L73 243L74 241ZM98 241V240H97ZM109 241V240H108ZM113 241V239H112ZM122 241V240H121ZM234 241V240H233ZM246 240H244L243 242H245ZM262 241V240H261ZM16 242V241H15ZM19 242V241H18ZM33 242V241H31ZM36 242V241H35ZM66 242V241H65ZM71 242V243H70ZM84 242V241H83ZM91 242V241H90ZM129 242V241H128ZM133 242V240H132ZM141 242V241H140ZM260 242V241H259ZM82 243V242H81ZM93 243V242H92ZM98 243V242H97ZM101 243V242H99ZM106 243V242H105ZM104 243V244H105ZM137 243V242H135ZM142 243V242H141ZM140 243V245L142 246V244ZM244 243H240V244H244ZM21 244V243H20ZM29 244V243H27ZM31 244V243H30ZM49 244V243H48ZM63 244V243H62ZM87 244V243H84L83 246ZM89 244V243H88ZM108 244V243H107ZM111 244V243H109ZM128 243L126 244H123V245H126L129 247V245H131L132 243L130 242L129 245H127ZM139 243H137L138 245ZM232 244V242H231ZM261 244V242H260ZM7 245V244H6ZM11 244H9L10 246ZM18 245V244H16ZM38 245V244H37ZM36 245V246H37ZM57 245V244H55ZM61 245V244H60ZM64 245V244H63ZM74 244L71 245V247L73 246ZM82 245V244H81ZM91 245V244H90ZM90 245H89V248H90ZM252 248H255L254 246H251ZM262 246H264V244H261ZM15 246V245H14ZM19 246V245H18ZM18 246H15L19 249ZM33 246V245H32ZM43 246V244H42ZM76 246V245H75ZM92 246V245H91ZM115 246V245H114ZM125 246V247H126ZM135 247V245H133ZM234 246V245H233ZM240 246V245H239ZM5 247V246H4ZM25 247V246H24ZM60 247V246H59ZM65 247V246H64ZM94 247V246H93ZM133 247V248H134ZM137 247V246H136ZM235 247V246H234ZM238 247V246H237ZM245 247V246H244ZM261 247V246H260ZM13 248V247H12ZM27 247H25L24 249H26ZM37 248V247H36ZM67 248V247H65ZM83 248V247H82ZM81 248V249H82ZM104 248V247H103ZM108 248V247H107ZM119 248V247H118ZM130 248V247H129ZM132 248V247H131ZM142 248V247H141ZM262 248V247H261ZM11 249V248H9ZM15 249V248H14ZM70 249V247L68 248ZM80 249V247H79ZM93 249V248H92ZM101 249V248H100ZM260 249V248H259ZM34 250V249H33ZM41 250V249H40ZM48 250H53V248H48ZM55 250V249H54ZM62 249L60 248V251ZM76 250V249H75ZM84 250V249H83ZM83 250L81 252H83ZM89 250V249H88ZM114 250V248H113ZM116 250V249H115ZM118 250V249H117ZM124 250V249H123ZM146 250V251H145ZM236 250V249H235ZM247 250V249H246ZM246 250H241L243 252H247ZM17 251V250H16ZM20 251V250H19ZM30 251V250H29ZM32 251V249H31ZM59 251V250H58ZM64 251V250H63ZM78 251V249H77ZM80 251L78 253H80ZM94 251V250H93ZM104 251H106L104 249ZM112 252V250H110ZM133 251V249H132ZM135 251V250H134ZM142 251V250H140ZM249 251V250H248ZM252 251H255L254 249H252ZM260 251V250H259ZM262 251H264V249H262ZM37 252H39V250H37ZM55 252H57V250H55ZM49 253L48 252L46 253V260H52V261H57L59 263H61L64 259L61 257V255H58V253ZM65 252H66V249H65ZM68 252V251H67ZM119 252V251H118ZM131 252V251H130ZM137 252H139V250L137 249ZM143 252V251H142ZM237 252V251H236ZM242 252V253H243ZM251 252V251H250ZM249 252V254H250ZM33 253V252H32ZM32 253L29 255L32 256ZM60 253V252H59ZM73 253V252H72ZM84 253V252H83ZM127 253V252H126ZM126 253H124V255H126ZM129 253V252H128ZM143 253V254H145ZM255 253V252H254ZM260 253V252H259ZM258 253V254H259ZM42 254V253H41ZM68 254V253H67ZM77 254V252H76ZM96 254V253H95ZM112 254V253H111ZM123 254V253H121ZM135 254L132 252V255ZM239 254V253H238ZM245 254V253H244ZM248 254V253H246ZM256 254V256L258 255ZM261 255L264 254V253H260ZM39 255V254H38ZM79 255V254H77ZM85 255V254H83ZM98 255V254H97ZM103 255V254H101ZM108 255V253H107ZM115 255V254H113ZM136 255V254H135ZM139 255V254H138ZM141 255L140 254V259L139 257H137L139 260H141ZM23 256L24 255V252H23ZM37 257V255H35ZM33 256V257H35ZM45 256V255H44ZM63 256V255H62ZM71 256V255H70ZM70 256H68L70 258ZM81 256H82V253H81ZM88 256V255H86ZM94 256V255H93ZM105 256V254H104ZM131 256V254H130ZM129 256V257H130ZM134 256V255H133ZM239 257V255H237ZM244 256V255H242ZM240 256V257H242ZM251 256V255H250ZM249 256V257H250ZM22 257V255L20 256ZM32 257V258H33ZM64 257V256H63ZM79 257V256H77ZM83 257V256H82ZM121 257V255H120ZM124 257V256H123ZM122 257V258H123ZM246 257V255H245ZM248 257V256H247ZM249 257L247 258V260L249 259ZM252 257H255V255H252ZM19 258V257H18ZM24 258V257H23ZM40 258V256H39ZM38 258V259H39ZM42 258V257H41ZM66 258V257H64ZM73 258V256H72ZM81 259V257H79ZM84 258V257H83ZM102 258H104L102 256ZM101 258V259H102ZM110 258V257H108ZM115 258V257H114ZM135 258V257H134ZM256 258V257H255ZM259 258V257H258ZM79 259V260H80ZM85 259V258H84ZM95 259V258H94ZM99 259V258H98ZM105 259V258H104ZM102 259V260H104ZM127 259V257L125 258ZM136 259V258H135ZM135 259H133L134 261H136ZM142 259V260H143ZM154 259V261L152 260ZM241 259V258H240ZM260 259V258H259ZM258 259V260H259ZM69 260V259H68ZM82 260V259H81ZM91 260V259H90ZM97 260V259H96ZM95 260V262H96ZM114 260V259H112ZM118 259H116L117 261ZM128 260V259H127ZM141 260V261H142ZM254 260L251 258L250 262H246L245 259L243 258L241 260V262H239V264H250L251 261ZM256 260V259H255ZM254 260V261H255ZM35 261V260H34ZM40 261V260H39ZM66 261V259H65ZM85 261V260H84ZM87 261V260H86ZM89 261V260H88ZM92 261V260H91ZM90 261V262H91ZM107 261V260H106ZM121 261V259H120ZM144 261H143V264H144ZM41 262V261H40ZM39 262V263H40ZM43 262V260H42ZM70 262V261H69ZM78 262V261H77ZM111 262V260H110ZM126 264H127V261H125ZM129 262V261H128ZM133 262V261H132ZM140 262V261H139ZM138 262V263H139ZM258 262V261H257ZM260 262V261H259ZM262 262V261H261ZM84 263V262H83ZM87 263V262H86ZM89 263V262H88ZM93 263V262H92ZM99 263V262H97ZM108 263V262H107ZM106 263V264H107ZM115 263V262H114ZM117 263V262H116ZM137 263V261H136ZM137 263V264H138ZM36 264H38L36 262ZM52 264V263H51ZM67 264V263H66ZM72 264V263H71ZM91 264V263H89ZM129 264V263H128ZM135 264V263H134ZM140 264V263H139ZM254 264V263H252Z\"/></svg>",
	"mask_w": 264,
	"mask_h": 264
}]
</instances>
